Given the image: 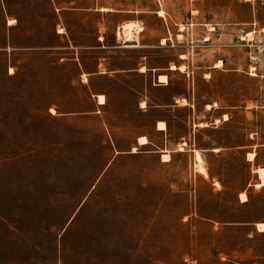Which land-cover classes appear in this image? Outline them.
I'll list each match as a JSON object with an SVG mask.
<instances>
[{
    "label": "rangeland",
    "instance_id": "rangeland-1",
    "mask_svg": "<svg viewBox=\"0 0 264 264\" xmlns=\"http://www.w3.org/2000/svg\"><path fill=\"white\" fill-rule=\"evenodd\" d=\"M259 166L264 0H0V264H264Z\"/></svg>",
    "mask_w": 264,
    "mask_h": 264
},
{
    "label": "crops",
    "instance_id": "crops-1",
    "mask_svg": "<svg viewBox=\"0 0 264 264\" xmlns=\"http://www.w3.org/2000/svg\"><path fill=\"white\" fill-rule=\"evenodd\" d=\"M100 9H101V7H100ZM158 13V12H157ZM138 19V20H137ZM137 19H135V18H133V19H131V18H128V19H126L125 21H123V22H121V23H125V22H134V23H139V18H137ZM122 25V24H121ZM121 25H120V28H121ZM139 25V24H138ZM164 75V74H163ZM98 94H104V93H98ZM97 94V95H98ZM104 96H105V94H104ZM185 99V98H184ZM105 103V102H104ZM102 104V103H101ZM185 104H187V106H189V108H191L192 106H193V104H191V100L188 102V103H185ZM214 106V105H213ZM213 108L212 107H210V110H212ZM227 120H230V117H228L227 116V114L226 113H224V114H221L220 116H217V117H214L213 119H211V120H209V121H204V122H200V123H196V125H195V132L196 131H201L202 129H218V127H220V124L222 123V122H224V121H227ZM161 121H163V120H161ZM158 122L159 121H157V129L159 130V131H164V130H166L167 129V126L164 128V129H161V128H159L158 127ZM164 122V121H163ZM166 124V123H165ZM189 136H188V139H187V141H186V139L185 138H183V141L181 142L183 145H188L189 146V148L187 149V150H190V151H199V153H200V155H201V157H202V159H203V163H202V165L205 167V169H206V172H207V174L205 175V174H203L201 171V173L208 179V180H211V178L212 179H216V183H217V185H219V186H222V182H221V179L219 178V176H216V175H214L213 174V172L211 171V168H210V165L209 164H207V162H205L204 161V158H203V156L202 155H214V154H216V155H219V154H221V151L222 150H226V149H229V150H233V152L235 153H237L238 152V149L239 148H241V147H244L243 146V144H238V142L237 141H234L233 143H229V144H222L221 142H215L214 141V143H211V144H206V145H201L200 143H199V140H198V137H197V134L195 133V135H193V141H191V132H189V134H188ZM141 136H143V135H141ZM145 136V135H144ZM146 138H147V136H146ZM147 143H148V139H147ZM146 144V143H145ZM192 146H193V148H192ZM181 150H185L183 147H182V149ZM248 154L249 153H254V157L252 158L253 160H254V158H255V156H256V153L255 152H252V151H249V152H247ZM164 154V153H163ZM162 154V155H163ZM165 154H167V153H165ZM194 155H195V153H194ZM196 160V159H195ZM196 162H198V161H196ZM259 167H262V166H259ZM258 168V167H257ZM256 168V169H257ZM255 169V170H256ZM214 188V187H213ZM216 188V187H215ZM220 188H222V187H220ZM244 188V187H243ZM242 188V189H243ZM238 192H236V194H237ZM243 193V192H242ZM245 193V192H244ZM246 194V193H245ZM247 196V195H246ZM248 200V198H246L245 200H243V201H247ZM213 218H217V217H213Z\"/></svg>",
    "mask_w": 264,
    "mask_h": 264
},
{
    "label": "bare ground",
    "instance_id": "bare-ground-1",
    "mask_svg": "<svg viewBox=\"0 0 264 264\" xmlns=\"http://www.w3.org/2000/svg\"><path fill=\"white\" fill-rule=\"evenodd\" d=\"M102 10H105L107 9L106 7H101ZM158 14L159 15H163L164 14V11L162 9L158 10ZM11 21V20H10ZM121 29L125 32V36L130 38L132 36V33L134 32V30H140L141 27L140 25H138L137 23H134V22H125V23H122L121 25ZM135 36V35H134ZM132 38V37H131ZM163 41H164V38H163ZM219 63V62H218ZM221 65V64H220ZM218 66V65H217ZM181 68H183V65L180 66ZM143 68V67H142ZM171 68H175V65H172ZM159 79L162 81H165L167 78H166V75H160L159 76ZM167 82V81H166ZM97 98H98V102L99 103H104L105 102V96L104 94H98L96 95ZM184 101V100H183ZM158 127L161 128V129H164L166 127V124L165 122L163 121H159L158 122ZM138 143L139 144H145L147 143V138L146 136H140L139 139H138ZM181 148V147H180ZM132 150H135V148H132ZM249 158L252 159L254 157V153H249L248 154ZM162 159L163 160H167L168 159V154H163L162 155ZM195 159L196 161H198L197 165H198V169L199 171H201L203 174H207L206 172V169L205 167L202 165L203 163V159L199 153V151H195ZM256 172L260 175V177H262V181L258 182L257 185H263L264 184V167H258L256 169ZM241 196H242V200H245L247 198L246 194L243 192L241 193ZM260 228L259 230H264V222H259L258 225Z\"/></svg>",
    "mask_w": 264,
    "mask_h": 264
}]
</instances>
